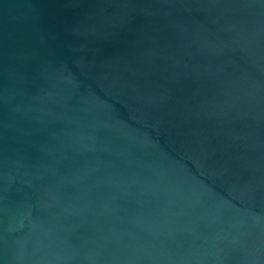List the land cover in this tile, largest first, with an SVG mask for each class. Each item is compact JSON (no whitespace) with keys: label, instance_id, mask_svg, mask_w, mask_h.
Returning a JSON list of instances; mask_svg holds the SVG:
<instances>
[{"label":"water","instance_id":"obj_1","mask_svg":"<svg viewBox=\"0 0 264 264\" xmlns=\"http://www.w3.org/2000/svg\"><path fill=\"white\" fill-rule=\"evenodd\" d=\"M0 264H264V0H0Z\"/></svg>","mask_w":264,"mask_h":264}]
</instances>
